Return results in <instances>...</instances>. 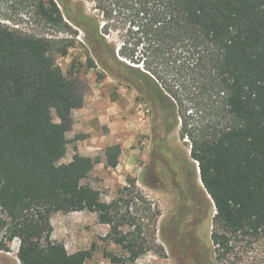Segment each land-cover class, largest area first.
<instances>
[{
    "label": "trees",
    "instance_id": "16d2710c",
    "mask_svg": "<svg viewBox=\"0 0 264 264\" xmlns=\"http://www.w3.org/2000/svg\"><path fill=\"white\" fill-rule=\"evenodd\" d=\"M24 1L45 25L85 35L95 57L86 58L89 69L97 59L114 77L110 61L125 66L151 91L164 126L190 142L214 207L210 240L219 264H231L236 243L264 237V0ZM127 25L134 32L120 59L97 53L106 43L100 33ZM70 47L0 23V251L17 239L19 264H85L90 251L68 253L51 239L50 217L89 211L133 263L147 249L119 230L117 202L85 183L100 159L75 153L62 163L72 113L88 91L85 78L57 63ZM119 156L118 145L105 148V167L115 168Z\"/></svg>",
    "mask_w": 264,
    "mask_h": 264
},
{
    "label": "rangeland",
    "instance_id": "374dc122",
    "mask_svg": "<svg viewBox=\"0 0 264 264\" xmlns=\"http://www.w3.org/2000/svg\"><path fill=\"white\" fill-rule=\"evenodd\" d=\"M85 7L87 14L98 17L90 3ZM0 23L25 35L72 42L57 63L63 72L72 67L85 78L88 91L83 107L72 113L73 127L67 134L69 144L62 163L75 153L100 159L85 183L100 193L102 201L117 202L118 213L113 216L119 230L139 237L147 250L131 263L128 253L114 244L110 226L89 211L53 214L51 239L62 243L68 253L90 251L85 264H219L210 240L214 207L197 178L190 142L180 138L179 128L169 131L164 126L161 112L150 102L151 91L139 84V78H130L129 70L116 60L109 63L114 77L97 59L89 69L86 58L95 57L85 35L76 28L75 33H63L45 25L24 0H0ZM130 32L134 30L127 25L110 29L108 35L100 33L106 43L96 48L97 53L110 58L114 51L120 59L118 49L131 39ZM113 145L120 148L118 165L107 168L104 150ZM18 246L17 239L8 243L7 251H0V264H19ZM229 262L264 264V237L250 245L236 243Z\"/></svg>",
    "mask_w": 264,
    "mask_h": 264
}]
</instances>
